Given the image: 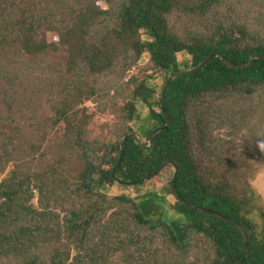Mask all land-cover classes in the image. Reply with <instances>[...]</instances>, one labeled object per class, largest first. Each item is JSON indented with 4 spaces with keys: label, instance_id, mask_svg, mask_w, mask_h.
Here are the masks:
<instances>
[{
    "label": "trees",
    "instance_id": "obj_1",
    "mask_svg": "<svg viewBox=\"0 0 264 264\" xmlns=\"http://www.w3.org/2000/svg\"><path fill=\"white\" fill-rule=\"evenodd\" d=\"M181 54L183 69L263 55L264 0H0V264H239L242 231L192 207L240 224L244 264H264L249 177L264 165V59L176 78L171 125L150 151L129 139L113 175L127 136L165 125L151 81ZM163 163L137 188L173 204L112 192Z\"/></svg>",
    "mask_w": 264,
    "mask_h": 264
},
{
    "label": "water",
    "instance_id": "obj_2",
    "mask_svg": "<svg viewBox=\"0 0 264 264\" xmlns=\"http://www.w3.org/2000/svg\"><path fill=\"white\" fill-rule=\"evenodd\" d=\"M214 58H220L223 63L229 67V68H232V69H237V70H240V69H245L255 63H257L258 61H260L261 59H264V54L263 55H259L258 57H255L254 59L250 60L249 62L245 63L244 65H239V66H236V65H232L230 63H228L226 61V59L224 57H222V55L220 54H214L210 57H208L207 59H205L204 61H202L200 64H198L197 66L195 67H192V68H189V69H182V70H179L178 72L174 73L171 77H169V79L166 81L165 85H164V89H163V92H162V95H161V98H160V103H161V107H162V110H163V114H164V117H165V125L162 126V127H159L157 129H155L152 133H150L145 140H142L138 134L136 133H133L129 136H127L125 139H124V142L122 144V147H121V155H120V159H119V162L118 164L116 165L115 169L113 170V175H115V172L116 170L120 167L122 161H123V158H124V155H125V144L126 142L129 140V139H134L135 142L141 146L143 149H145L146 151H150L152 148H153V139L159 135L161 132H163L164 130H166L170 125H171V119H170V116L168 115L167 111H166V108H165V99L167 97V94H168V91H169V88L171 86V84L173 83V81L180 77V76H183V75H186V74H190V73H193V72H197L199 71L200 69H202L207 63H209L211 60H213ZM171 165V163H163L162 165H160V167L154 171L151 175H149L148 177L144 178L143 180H140V181H136V182H125V181H122L118 178H116L115 176V179H116V182L119 183L120 185H123V186H131V187H137V186H141V185H144L145 183L149 182L150 180H152L155 176H157L161 171L162 169L167 166V165ZM175 168V174H174V177H173V181H172V191L173 193L175 194V197L178 199L179 202L181 203H184L183 200H181L180 198H178L177 194H176V179H177V176H178V167L175 165L174 166ZM193 209H198L202 212H206L214 217H217L218 219H221V220H224L225 222L231 224V225H234L236 226L238 229H240L244 235V244H245V250H246V254H245V257L240 261L239 264H244L248 258L250 257V248H249V241H248V236L244 230V228L238 224L237 222L233 221V220H230V219H226L224 218L223 216L219 215L218 213L216 212H212L210 210H207V209H204V208H197V207H192Z\"/></svg>",
    "mask_w": 264,
    "mask_h": 264
},
{
    "label": "rangeland",
    "instance_id": "obj_3",
    "mask_svg": "<svg viewBox=\"0 0 264 264\" xmlns=\"http://www.w3.org/2000/svg\"><path fill=\"white\" fill-rule=\"evenodd\" d=\"M190 58L186 54L179 55V68L182 70L183 66L186 61H188ZM165 83V78L161 75H157L155 78L152 79L151 85L155 88V90L158 93V96H160L163 92V86ZM91 107L92 104H90ZM149 109L142 103H139L138 105V119L137 122L134 124V128L137 129V127L144 125L146 118L149 116ZM105 120H110V116H105L102 119H99V122H104ZM150 129L151 126H148ZM250 168V183L253 189L256 192L257 196V205L258 208L256 209V212L261 211L264 208V165L259 163H253L251 164ZM112 192L114 193H124L131 197H136L138 195H143L149 192H155L159 195H165V192H163L160 187L156 188L155 186H150L148 188L146 187H124L123 185L116 184L114 187H112ZM165 201L167 203L173 204L175 202V199L171 195H165ZM260 220V219H259Z\"/></svg>",
    "mask_w": 264,
    "mask_h": 264
},
{
    "label": "clouds",
    "instance_id": "obj_4",
    "mask_svg": "<svg viewBox=\"0 0 264 264\" xmlns=\"http://www.w3.org/2000/svg\"><path fill=\"white\" fill-rule=\"evenodd\" d=\"M258 148L260 151H264V142L259 143Z\"/></svg>",
    "mask_w": 264,
    "mask_h": 264
}]
</instances>
